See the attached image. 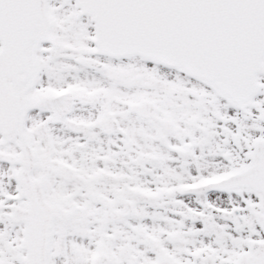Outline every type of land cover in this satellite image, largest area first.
<instances>
[{"label":"snow or ice","instance_id":"6c2138e0","mask_svg":"<svg viewBox=\"0 0 264 264\" xmlns=\"http://www.w3.org/2000/svg\"><path fill=\"white\" fill-rule=\"evenodd\" d=\"M0 264H264V0H0Z\"/></svg>","mask_w":264,"mask_h":264}]
</instances>
